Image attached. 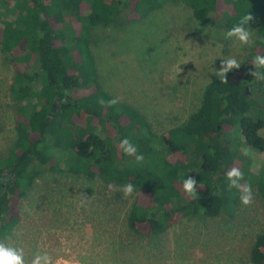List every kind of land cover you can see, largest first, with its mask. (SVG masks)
Instances as JSON below:
<instances>
[{
    "label": "trees",
    "instance_id": "1",
    "mask_svg": "<svg viewBox=\"0 0 264 264\" xmlns=\"http://www.w3.org/2000/svg\"><path fill=\"white\" fill-rule=\"evenodd\" d=\"M167 3L189 9L201 26L223 22L227 31L250 12L253 48L227 83L214 76L205 84L183 123L158 134L130 104L98 102L117 97L101 79L94 30L140 21ZM0 51L12 67L14 127L0 154V242L12 236L22 200L46 172L117 189L131 183L126 224L140 237L160 236L184 218L234 216L241 193L229 189L227 173L238 168L241 183L250 184L251 162L241 149L264 154V81L249 74L253 58L264 55V0H0ZM124 138L142 160L123 152ZM56 153L67 157L62 167ZM188 175L199 184L195 200L182 189ZM256 175L264 217V165ZM250 263L264 264V229Z\"/></svg>",
    "mask_w": 264,
    "mask_h": 264
},
{
    "label": "rangeland",
    "instance_id": "2",
    "mask_svg": "<svg viewBox=\"0 0 264 264\" xmlns=\"http://www.w3.org/2000/svg\"><path fill=\"white\" fill-rule=\"evenodd\" d=\"M94 32L101 40L95 54L105 89L144 113L158 134L196 109L223 59L234 57L242 65L253 48L233 46L223 22L201 26L189 9L173 3L140 21ZM11 79V64L0 51V154L14 138ZM245 150L252 203L239 200L232 218H184L160 236L140 237L126 224L132 195L125 198L102 182L46 172L22 200L21 222L4 243L23 248L26 264L36 253H48L54 263L251 264L250 248L264 229L263 203L254 186L264 154ZM65 157L56 153L61 167Z\"/></svg>",
    "mask_w": 264,
    "mask_h": 264
},
{
    "label": "clouds",
    "instance_id": "3",
    "mask_svg": "<svg viewBox=\"0 0 264 264\" xmlns=\"http://www.w3.org/2000/svg\"><path fill=\"white\" fill-rule=\"evenodd\" d=\"M254 16L249 12L242 16L237 24L232 26L226 33L225 39L231 40L233 46L242 45L247 46L253 43V30L250 28V23L253 22ZM252 64L254 65V70L249 74L254 77L257 81H264V55H257L253 58ZM241 64L234 57H229L223 59L218 71H215V75L223 83H227L226 75L234 70L239 69ZM101 105L114 106L117 105L120 100L119 98H112L105 101L101 98L98 101ZM119 147L123 150L126 155L132 156L136 155L135 146L127 139L124 138L120 141ZM244 155H248V151L245 150ZM143 156L136 155V160L140 161ZM228 187L229 189H237L241 195L240 200L244 206H248L252 203V188L248 182L241 181L244 180V173L238 168H232L227 173ZM198 182L194 177L187 176L183 180L182 189L183 192L191 197L193 200L198 198V193L196 191L198 187ZM109 190H114V186L109 184ZM123 192L125 198L130 197L134 192V186L129 183L122 185L119 188ZM87 200L88 198H85ZM0 264H26L25 254L23 248H16L6 245L4 242H0ZM30 264H54L53 257L48 253H36L30 261ZM55 264H59L56 261Z\"/></svg>",
    "mask_w": 264,
    "mask_h": 264
},
{
    "label": "built area",
    "instance_id": "4",
    "mask_svg": "<svg viewBox=\"0 0 264 264\" xmlns=\"http://www.w3.org/2000/svg\"><path fill=\"white\" fill-rule=\"evenodd\" d=\"M54 264H55V263H54ZM59 264H81V263H75V262L63 261V262H59Z\"/></svg>",
    "mask_w": 264,
    "mask_h": 264
}]
</instances>
